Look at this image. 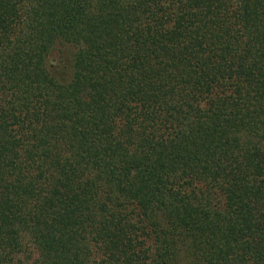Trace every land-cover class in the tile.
I'll use <instances>...</instances> for the list:
<instances>
[{
  "label": "trees",
  "instance_id": "trees-1",
  "mask_svg": "<svg viewBox=\"0 0 264 264\" xmlns=\"http://www.w3.org/2000/svg\"><path fill=\"white\" fill-rule=\"evenodd\" d=\"M182 262L264 264V0H0V264Z\"/></svg>",
  "mask_w": 264,
  "mask_h": 264
},
{
  "label": "rangeland",
  "instance_id": "rangeland-1",
  "mask_svg": "<svg viewBox=\"0 0 264 264\" xmlns=\"http://www.w3.org/2000/svg\"><path fill=\"white\" fill-rule=\"evenodd\" d=\"M74 50L75 48L71 45L56 44L47 54V68L59 81H67L71 75V60Z\"/></svg>",
  "mask_w": 264,
  "mask_h": 264
}]
</instances>
